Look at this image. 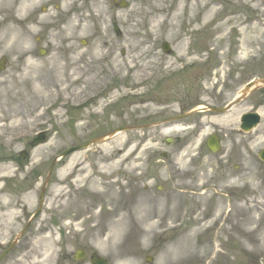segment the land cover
<instances>
[{"label":"rangeland","instance_id":"obj_1","mask_svg":"<svg viewBox=\"0 0 264 264\" xmlns=\"http://www.w3.org/2000/svg\"><path fill=\"white\" fill-rule=\"evenodd\" d=\"M127 1L126 9L112 0L0 3V58L8 60L0 74V181L14 177L8 191L0 189L1 218L11 208L38 207L52 162L68 149L123 125L126 112L155 116V102L136 108L132 98L120 101L136 96L125 88V78L131 86L145 83L149 67L158 64H202L205 56L192 49L210 48L214 63L228 49L240 50L238 62L264 53V0ZM165 41L171 57L157 52ZM40 49L47 50L45 56ZM136 68L130 77L126 71ZM207 68L180 77L179 92L204 96L198 78ZM43 130L47 144L31 150ZM169 131L123 133L55 164L44 209L62 217L66 255L92 246L110 264H145L148 254L155 264H264V165L217 168L225 158L199 151L205 132L180 152V145L167 147L165 139L186 138L189 131ZM257 133L254 157L264 147V124ZM234 139L242 151L245 139ZM22 151L28 155L18 169L12 161ZM163 152L168 159L161 158ZM29 172L33 190L23 196ZM173 207L176 217L170 221L166 215ZM116 221L124 224L121 235L106 243ZM185 235L188 240L181 242ZM57 242L36 239L34 263L53 264Z\"/></svg>","mask_w":264,"mask_h":264},{"label":"flooded vegetation","instance_id":"obj_2","mask_svg":"<svg viewBox=\"0 0 264 264\" xmlns=\"http://www.w3.org/2000/svg\"><path fill=\"white\" fill-rule=\"evenodd\" d=\"M231 57H229L227 61L232 62ZM261 60L264 61V58H261ZM261 66L262 67L260 69L261 70L260 72L262 73L264 72V63ZM233 69L236 70V72L234 73V75H231ZM228 71L229 72L224 73L223 76L221 75L222 77L221 90L222 92L224 91V96L222 97L221 102L224 105L230 102V100H228L225 95H229L233 92L235 93L236 96L252 80L264 79L263 74L255 73L258 72V70L256 71L247 70L245 68L244 71L242 72L239 70L237 71V68L234 66V67H229ZM246 101H249V103L251 104L249 112H261L264 109V87L255 88L244 102L232 107L230 111L237 110ZM187 107H184L183 109H186ZM244 114H246V112H243L239 116V119H237L238 129L240 126V119ZM256 137L257 136H255L254 138ZM254 138H251L250 142H252ZM229 158L232 159L233 155H231ZM224 166L225 165H223V167ZM25 212H29V214H23L22 218L20 220H17L14 226L0 225V258L4 256V254H6V256L1 261L0 264H29V262L30 264H32L31 257L33 255V245L35 241V233L33 227L34 220H32L30 226H28L27 224L32 219L34 212H31L29 210H25ZM22 231H23L22 237L19 239L17 244L14 246V248L11 251H8L12 242L16 240L18 233ZM85 254L88 255L87 250L85 251ZM67 264H80V263H77L75 259H69L67 261Z\"/></svg>","mask_w":264,"mask_h":264},{"label":"bare ground","instance_id":"obj_3","mask_svg":"<svg viewBox=\"0 0 264 264\" xmlns=\"http://www.w3.org/2000/svg\"><path fill=\"white\" fill-rule=\"evenodd\" d=\"M0 3L3 7H6L7 4H8V0H0ZM175 202H178L177 199L175 200ZM8 217H11L12 214H7ZM169 217V220L172 221L175 219L176 217V209L175 207H173L168 213L167 215ZM123 222L122 221H116L115 222V225L113 226V229H112V234L108 236L107 240H106V243H109V242H112L115 238H117L119 235H121V232H122V229H123ZM153 227V226H152ZM154 228V227H153ZM152 228V229H153ZM189 238V235H185L183 237V240L182 241H187Z\"/></svg>","mask_w":264,"mask_h":264},{"label":"water","instance_id":"obj_4","mask_svg":"<svg viewBox=\"0 0 264 264\" xmlns=\"http://www.w3.org/2000/svg\"><path fill=\"white\" fill-rule=\"evenodd\" d=\"M165 47H167V46H165ZM102 141H103L102 139L95 140V141H93V142H91V143H89V144L83 146V148H86V147H88L89 145H92V144H95V143H101ZM80 149H82V148H80ZM73 151H75V150H71V151L68 152V153H71V152H73ZM99 264H101V263H99Z\"/></svg>","mask_w":264,"mask_h":264}]
</instances>
